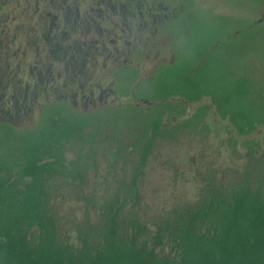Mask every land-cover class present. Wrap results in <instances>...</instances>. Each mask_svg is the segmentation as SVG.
I'll use <instances>...</instances> for the list:
<instances>
[{
  "label": "trees",
  "instance_id": "1",
  "mask_svg": "<svg viewBox=\"0 0 264 264\" xmlns=\"http://www.w3.org/2000/svg\"><path fill=\"white\" fill-rule=\"evenodd\" d=\"M173 1L190 3L193 12L199 7L196 0ZM256 7L258 20L242 16L247 21L236 27L213 30L214 45L198 53L201 62L183 63L178 55L165 81L168 92L189 100L210 96L241 136L264 125V0H256ZM207 108L163 127V109L151 118L135 108L92 123L57 100L33 129L0 124V264H264V143L229 135L231 153L244 158L241 166L205 163L196 169L195 199L152 214L144 209L140 185L157 140L208 131L192 124L204 119ZM90 124L115 131L121 142L115 154L129 153L124 175L100 193L84 190V157H94L99 145L83 131ZM71 147L76 158L69 165L65 152ZM63 184L77 186L84 201L74 238L53 202Z\"/></svg>",
  "mask_w": 264,
  "mask_h": 264
},
{
  "label": "flooded vegetation",
  "instance_id": "2",
  "mask_svg": "<svg viewBox=\"0 0 264 264\" xmlns=\"http://www.w3.org/2000/svg\"><path fill=\"white\" fill-rule=\"evenodd\" d=\"M24 1L35 16L34 25L0 28V52L7 57L10 45L19 34L26 37V45L20 43L13 54L17 60L14 69H10L9 60L0 65L4 71L0 73V124H9L17 131L33 129L39 124L45 107L52 108L57 100L65 102L71 111L85 114L92 123L102 121L104 114L113 116L136 108L151 118L163 109L161 121L165 127L189 118L202 105L208 108L202 121H193L197 128L205 125L210 128V119L215 113L229 121L217 113L210 96L203 94L197 100H189L182 94L168 92L165 85L169 67L175 65L178 55L180 62L199 63L198 53L214 45L210 43L215 29L210 33L197 24L196 14L202 12H190L193 10L190 3ZM208 13L214 16L208 15L209 21L220 19L216 12L205 14ZM220 14L225 18L229 15ZM26 67L28 72L24 71ZM155 103L158 106L152 109ZM167 103L174 105L173 110L168 109ZM193 105L196 107L192 110ZM36 109L38 119L33 121ZM95 118L99 121L95 122ZM26 122L33 124L24 126ZM83 131L89 135L90 143L99 144L94 157H84L89 163L86 183L92 170L97 175L104 166V176L109 177L110 185L113 178L124 175V162L129 153L115 154L121 142L113 130L90 124ZM127 135L123 137L124 144L129 141ZM87 139L79 141L87 142ZM163 140L168 139L159 138L157 143ZM65 156L69 164L76 158L75 148L67 149Z\"/></svg>",
  "mask_w": 264,
  "mask_h": 264
},
{
  "label": "rangeland",
  "instance_id": "3",
  "mask_svg": "<svg viewBox=\"0 0 264 264\" xmlns=\"http://www.w3.org/2000/svg\"><path fill=\"white\" fill-rule=\"evenodd\" d=\"M195 3L202 9H206L207 12L229 14L226 18L223 17L213 22L209 21L210 17H208L210 15L211 18H214L213 14H205L206 12L198 9L199 7L194 8L195 12H202L196 14L197 24L201 25L200 27L205 31L217 30L221 26L230 29L245 20L247 21L244 17L250 20H258L261 17V13L256 7V0H196ZM34 23L35 16L32 9L25 6L24 0H0V28L5 25L29 28ZM25 38L23 34H19V38L10 45V56L7 57L5 53L0 52V65L9 60L10 69H14L17 60L13 54L18 50L20 43L26 45ZM29 53L31 58L32 51ZM24 71L28 72V68L26 67ZM2 72L4 71L0 70V73ZM192 107L193 110L196 105ZM33 115V121H36L38 119L37 109ZM210 121L208 131L184 133L175 140H163L156 145L148 160L146 174L140 185L144 197V209L147 213L160 212L176 202L195 199L200 186L196 169L205 163L213 162L217 167L241 166L244 158H236L231 153L228 142L229 135L236 137L237 140L250 138L264 143V125L259 126L248 136H241L229 121L219 118L216 113ZM30 124L33 122H26L23 125ZM238 150L241 154L246 155V150L240 144ZM105 170L106 168L101 166L97 175L94 170L90 172L88 182L84 187L85 192L94 190L100 193L106 190L109 177L104 176ZM59 186L62 188L58 190L54 204L59 211L60 223L74 238L76 232L73 225L84 215V201L79 197V189L76 186L66 184Z\"/></svg>",
  "mask_w": 264,
  "mask_h": 264
}]
</instances>
